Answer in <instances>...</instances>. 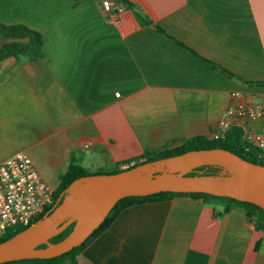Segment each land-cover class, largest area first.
I'll return each instance as SVG.
<instances>
[{
  "label": "crops",
  "instance_id": "1",
  "mask_svg": "<svg viewBox=\"0 0 264 264\" xmlns=\"http://www.w3.org/2000/svg\"><path fill=\"white\" fill-rule=\"evenodd\" d=\"M101 1L0 0L43 41L0 60V160L24 152L53 191L71 156L108 171L208 137L233 92L264 99V0H118L114 22ZM263 241L242 208L177 195L123 208L76 264H264Z\"/></svg>",
  "mask_w": 264,
  "mask_h": 264
},
{
  "label": "water",
  "instance_id": "2",
  "mask_svg": "<svg viewBox=\"0 0 264 264\" xmlns=\"http://www.w3.org/2000/svg\"><path fill=\"white\" fill-rule=\"evenodd\" d=\"M202 165H216L221 170L188 174ZM160 191L206 192L252 202L264 209V165L228 149L212 147L189 149L116 172L79 176L65 187L60 201L49 212L0 240V263L59 255L82 242L118 199ZM69 224L72 227L62 239L50 241Z\"/></svg>",
  "mask_w": 264,
  "mask_h": 264
},
{
  "label": "trees",
  "instance_id": "3",
  "mask_svg": "<svg viewBox=\"0 0 264 264\" xmlns=\"http://www.w3.org/2000/svg\"><path fill=\"white\" fill-rule=\"evenodd\" d=\"M73 1L76 3L78 0ZM158 30L162 31L160 28H158ZM0 35L6 39V41L0 46V60L8 56H14L17 58L24 57L28 60H33L42 56L43 41L41 34L38 31L20 23L4 24L0 22ZM202 59L208 65L227 72L224 68L218 66L212 61L204 58ZM241 133L242 130L240 127L233 126L227 129L223 133V135L217 139H213L205 135L190 136L182 144L174 147L158 146L146 149L133 158L117 162L114 167L108 171L103 169L89 170L83 168L79 164L77 158L71 156L67 169L59 175V185L53 193L54 202H56L55 204H57L60 201V193L73 179L79 176L92 173L116 172L125 168L135 166L145 161L174 155L189 149L222 147L238 154L244 159L264 165V149H259L252 144L245 143L241 138ZM123 164H126V166L120 168L119 166ZM220 170L221 168L216 165H202L195 168L188 174H196L198 171H201V173L203 174H215ZM177 195H188L201 198L205 203L221 206L224 212L230 210L233 207H240L243 209L245 216L253 223L255 229L264 232V209L252 202L241 201L229 196L214 195L206 192L160 191L147 195L126 196L118 199L111 207L107 215L104 217V219L101 221V223L97 227H95L82 242H80L70 250H67L59 255L47 258H21L1 262L0 264H76L77 253L83 247L89 244L97 235L103 232L112 223V221L123 208L140 202L163 201ZM53 207L54 206H52V208ZM52 208L47 210V212H49ZM42 215H40L38 218H40ZM26 226L27 225L17 226L13 229L6 230L3 234L0 235V240L10 237ZM71 227L72 224H69L61 232L52 236L50 238V241L56 242L62 239L70 231ZM258 246L259 242H256L254 248L257 249Z\"/></svg>",
  "mask_w": 264,
  "mask_h": 264
},
{
  "label": "built area",
  "instance_id": "4",
  "mask_svg": "<svg viewBox=\"0 0 264 264\" xmlns=\"http://www.w3.org/2000/svg\"><path fill=\"white\" fill-rule=\"evenodd\" d=\"M101 5L116 21L124 10L118 0H102ZM224 108L216 130L209 137L217 139L233 127H240L241 138L247 144L264 149V99L248 101L238 92ZM245 119L258 122V127L244 123ZM86 142L84 147H88ZM53 189L41 177L31 159L17 152L0 160V235L8 229L25 226L44 215L54 204Z\"/></svg>",
  "mask_w": 264,
  "mask_h": 264
},
{
  "label": "rangeland",
  "instance_id": "5",
  "mask_svg": "<svg viewBox=\"0 0 264 264\" xmlns=\"http://www.w3.org/2000/svg\"><path fill=\"white\" fill-rule=\"evenodd\" d=\"M263 249H264V241H263Z\"/></svg>",
  "mask_w": 264,
  "mask_h": 264
},
{
  "label": "flooded vegetation",
  "instance_id": "6",
  "mask_svg": "<svg viewBox=\"0 0 264 264\" xmlns=\"http://www.w3.org/2000/svg\"><path fill=\"white\" fill-rule=\"evenodd\" d=\"M56 202H54V204H55ZM54 204H52V205H54Z\"/></svg>",
  "mask_w": 264,
  "mask_h": 264
}]
</instances>
